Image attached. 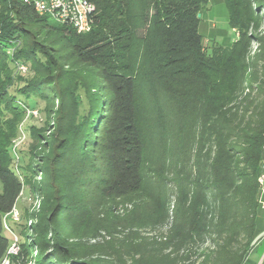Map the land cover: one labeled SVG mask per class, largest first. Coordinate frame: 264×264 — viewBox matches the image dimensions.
<instances>
[{
	"label": "trees",
	"instance_id": "16d2710c",
	"mask_svg": "<svg viewBox=\"0 0 264 264\" xmlns=\"http://www.w3.org/2000/svg\"><path fill=\"white\" fill-rule=\"evenodd\" d=\"M94 1L93 28L78 33L24 0H0V259L11 244L3 218L24 188L9 151L18 121L2 118L3 105L14 109L7 71L35 59V48L8 56L9 43L24 34L48 46L41 48L46 70L37 67L25 94L52 86L61 93L54 130L63 137L34 167L47 183L70 173L77 187L90 188L74 201V214L90 220L87 207L96 203L95 231L109 240L94 246L108 248V264H244L258 235L264 0H225L237 32L228 46L205 45L199 31L209 0ZM84 74L93 78L84 87L103 94L90 98L71 133L80 100H65ZM51 232L20 243L12 260L100 264L79 259L86 254L76 244Z\"/></svg>",
	"mask_w": 264,
	"mask_h": 264
},
{
	"label": "rangeland",
	"instance_id": "374dc122",
	"mask_svg": "<svg viewBox=\"0 0 264 264\" xmlns=\"http://www.w3.org/2000/svg\"><path fill=\"white\" fill-rule=\"evenodd\" d=\"M46 17L54 21L50 16ZM199 31L207 46L213 44L228 46L235 41L237 32L229 24L225 0H209L208 6L203 9L201 14ZM9 44L12 46L9 57L13 52L19 50L23 52L35 48L37 51L34 61L32 60L30 67L28 65L26 72H21L14 65H11L7 71L10 82L6 85V89L12 98L14 109L6 108L3 105L2 118L6 119L7 117L9 121L14 119L18 121L17 133L10 142L9 151L12 157V167L24 181V188L14 210L3 218L5 234L12 241L11 231H13L20 244L27 243L32 239H50L52 237L51 230L56 229L65 237L68 244L78 246L81 255L86 254L85 257L78 256L79 259L96 260L100 264H108V261L112 260L110 256L105 255L108 248L94 246L100 241L103 243L109 240V237L104 240V232L97 234L95 231L97 227L94 222L97 220L96 203H91L87 207V210L94 208L90 220H87L86 216L74 214V201L79 196L85 197V192L90 188L77 187V182L74 183L76 178L70 173L65 176V180L54 182L55 184L47 183L44 170L34 167L42 165V163L46 164L48 156L51 157V155H44L48 152L49 143H56L59 138L63 137L62 134H56L54 130V123L59 115L57 108H60L58 99L61 93L54 90V86L43 93L25 94L24 92L33 80L39 78L37 67L40 71L46 70L44 65L48 63V59L41 52V48L48 46L41 37L33 39L32 36L24 34L21 39H14ZM51 52L53 53V51ZM40 64L42 66H39ZM68 68L65 66V69ZM84 75L85 79H77L72 86L73 96H68L65 100L69 106L76 101V98L80 100L75 121L71 125V133L76 132V125L89 112L90 98H96L103 94L95 87L85 88L84 85H91L93 78L90 74ZM49 94L55 96L50 97ZM16 113L18 116L14 115ZM65 122L68 124V121ZM42 158L44 160H41ZM53 186L55 188H51ZM2 188L0 180V192ZM66 212L68 214L64 215ZM36 252L38 253V250ZM12 264H16V262L12 260Z\"/></svg>",
	"mask_w": 264,
	"mask_h": 264
},
{
	"label": "built area",
	"instance_id": "2783aa9c",
	"mask_svg": "<svg viewBox=\"0 0 264 264\" xmlns=\"http://www.w3.org/2000/svg\"><path fill=\"white\" fill-rule=\"evenodd\" d=\"M24 3L32 6L40 15L50 16L56 22L71 26L78 33H87L93 28V16L96 13L94 0H24ZM16 66L21 72L28 70V65L17 62ZM263 181V175L260 177ZM12 243L7 254L0 259V264H12V256L20 250L18 237L13 231Z\"/></svg>",
	"mask_w": 264,
	"mask_h": 264
},
{
	"label": "crops",
	"instance_id": "0c3cea01",
	"mask_svg": "<svg viewBox=\"0 0 264 264\" xmlns=\"http://www.w3.org/2000/svg\"><path fill=\"white\" fill-rule=\"evenodd\" d=\"M262 175L263 181L261 182L260 191V205L257 214V233L260 234L264 231V152L262 160ZM244 264H264V236H262L252 247L247 260Z\"/></svg>",
	"mask_w": 264,
	"mask_h": 264
},
{
	"label": "water",
	"instance_id": "95a60500",
	"mask_svg": "<svg viewBox=\"0 0 264 264\" xmlns=\"http://www.w3.org/2000/svg\"><path fill=\"white\" fill-rule=\"evenodd\" d=\"M262 236H264V231L256 236V238L253 241V244H255Z\"/></svg>",
	"mask_w": 264,
	"mask_h": 264
}]
</instances>
